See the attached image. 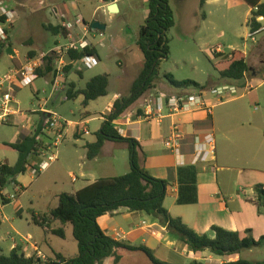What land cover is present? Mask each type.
Segmentation results:
<instances>
[{
    "label": "rangeland",
    "instance_id": "374dc122",
    "mask_svg": "<svg viewBox=\"0 0 264 264\" xmlns=\"http://www.w3.org/2000/svg\"><path fill=\"white\" fill-rule=\"evenodd\" d=\"M78 1H82L83 4L78 6ZM0 3L16 15L14 23L10 25L11 30L9 29L12 32L13 47L9 49L11 47L8 44L9 41L2 47L0 76H5L9 68L14 66L10 59L14 50L18 51L24 61L28 58H40L55 48L57 41L65 45L67 41L63 35H55L46 30L48 22L57 24L55 15L64 13L65 16L73 18L84 16L88 22L94 17L107 27L103 33H92L89 38L98 49L103 62L92 69L75 64L68 79H65V84L77 82L78 86L83 88L94 77L108 74L112 84L110 89L112 96L117 80L124 78L130 82L136 81L139 77L143 68L144 56L137 46V40L140 28L145 25L147 16H149V0H118L120 6L118 14H111L109 8H106V5L99 0H4ZM170 7L175 15V26L168 34L170 55L168 59L162 61L158 68L157 91H161L163 85L170 86L176 91L180 90L171 86L165 76H172L180 82L194 81L204 87H210L222 80L219 75L221 58H229L235 52L243 53L250 63L249 67L252 68L254 74H257V77L251 86L254 90L243 98L242 103L255 125L264 122V31L255 36V40L250 37L251 29L248 25L251 17L250 9L242 0H206L203 8H201L200 0H170ZM204 14H206L205 18ZM262 24L264 25V21ZM112 39H114L113 44ZM100 43H103V46ZM217 49L222 53L215 52ZM81 69L84 72L83 78L78 74V70ZM251 88L246 91L240 88L237 97L240 98L246 92H250ZM196 91L195 88L188 89L190 93ZM180 92L183 91L180 90ZM148 95L146 93L144 99H147ZM82 100L83 98L80 97L77 100L67 101L65 90L55 89L52 77L37 79L31 87L19 90L16 95L18 103H13L11 107L18 110V113L9 118L8 123H0V159L12 166L17 163L19 153L7 144L22 140L26 130L36 133L44 128V120L40 113V108L44 104L47 109L58 113L63 119L80 122L85 117ZM109 100L106 98L94 103L88 110L92 114L91 117L97 116L99 112H105L108 109ZM100 125L101 121L95 120L82 128H87L93 133ZM41 136L49 140L47 131L41 133ZM89 139L90 137L83 138L78 145H85V140ZM74 141L73 137L65 136L64 142L58 148V161L39 178L32 179L30 168L21 177L22 182L27 185L26 192L22 193V191L18 194L17 200L6 204L2 210L0 254L9 255L15 245L21 247V253L23 250L30 253L31 245L35 241L29 234L37 229L33 214L43 215L51 211L58 203L57 194H75V191L85 187V179L79 171L83 147H80L81 152L75 157L74 162L68 160L69 147ZM113 151L119 155H117L119 161H114V165L112 160H108L110 158L107 155L102 157L101 162L93 163L96 166V178H114L128 173L123 163L129 160L130 151L120 146L113 148ZM38 160L34 157L31 164L33 165ZM256 161L253 155L246 153L241 157V161L231 165L236 175L240 170L243 173L241 188L252 194H256L255 188L258 185H264L257 182L258 179L264 178V168ZM74 179H77L76 182H73ZM5 193L11 196L15 194L10 178ZM240 195L243 199L246 198L243 191H240ZM2 200L0 196V203ZM257 208L258 216L264 218V207L258 206ZM123 216V214L116 215L115 221L126 227V220ZM250 219L251 217L247 214L242 217V223L249 225ZM72 227V225H67L64 230L68 235V247L72 244L77 246L72 236ZM157 231L165 234L162 228H158ZM251 236L255 240L261 238V236L255 237L254 234ZM168 237L172 240L176 239L174 235L169 234ZM61 239L53 238V243L56 244L53 245H63ZM43 248L49 253L48 247L44 245ZM143 255L140 254V257ZM143 257L144 264H151L146 256ZM240 258L251 263L264 262V244L261 247L243 251ZM197 260L205 264H224L232 258L223 259L209 252L207 255L198 256ZM127 261L130 260L125 258L126 263ZM190 262L191 259L186 256H178L175 261H171L173 264H189ZM128 264H131V261Z\"/></svg>",
    "mask_w": 264,
    "mask_h": 264
},
{
    "label": "crops",
    "instance_id": "0c3cea01",
    "mask_svg": "<svg viewBox=\"0 0 264 264\" xmlns=\"http://www.w3.org/2000/svg\"><path fill=\"white\" fill-rule=\"evenodd\" d=\"M0 1L4 2V0ZM99 1L101 3H104L106 5V8H108L109 4L111 3H106L104 0ZM82 4V1H78L77 3L78 6ZM117 4L120 9L118 0ZM62 15L65 16L64 13L61 15H55L57 24L48 22L46 26L62 25V23L66 21L62 18ZM66 18L71 21L75 18H82L83 20L88 22V20L84 16H78L75 18L66 16ZM92 21L101 22L100 20L94 19V17H92L89 23H91ZM262 26L264 27L263 24ZM10 30L8 36V44L11 47H9V49L13 47V42L11 40L12 32ZM77 33L78 30L69 32V36L63 38L68 41L72 36L76 37ZM111 42L113 44L114 39H112ZM58 44H60V42L57 41L56 45ZM100 44L103 46V43ZM92 46L95 47V45L93 44ZM16 53H18V51L14 50V55L11 54L10 56V59L14 65L12 66V68H17L20 63H23L25 61H22L19 53V58L15 59ZM98 58L100 59L99 64H101L103 60L99 51ZM83 73L84 72L82 71V74L79 75V77L83 78ZM256 77L257 74H254L252 68H250L249 72L246 74L245 80L240 84H234L232 82H229L228 80L222 79L221 81H218L217 83L212 84L207 88H212L224 83H228L237 85L238 87L243 88L244 91H246L250 88V86H253ZM134 82L135 81L133 80L128 82L124 78L117 80L112 96L110 95V89L112 86L110 82V86H108V94L106 96L91 102L87 108H85V106L83 105L85 108V117H83L82 121L77 122L64 118L66 121L71 122V125L67 128V137L70 136L75 139V141L69 147L70 151L68 152V160L70 162H74L75 157L81 152L80 147H83V154L80 157L81 163L79 171L81 176H83V178L85 179V187L99 180V178H96V166L93 163L101 162L102 157L107 155V157L110 158L108 160H112L113 164L114 161L118 160L117 157L119 156L118 153V156L116 155V152L114 153L113 148L120 146L126 147V149L129 150V146L127 143L107 141L99 156L92 160H89L87 145L96 142L95 134L103 128L105 122L104 115H109L111 113V110H113L116 101L121 98H128L131 96V87L133 86ZM78 85L77 87L80 88ZM253 90L254 89H252L250 92H246L240 98H236L228 104L224 103L214 106L213 110L210 113L200 110L183 115H176L171 117L167 116L161 123H157L155 120L146 118L145 104L148 100L149 95H159L161 93L165 95H174L178 93L181 94L190 92H188V90H182L183 92H180V90L176 91L171 89V87L167 85H163L161 87V91H157V85L155 84V87L153 89L146 92L149 94L147 99H144V96L146 95L145 93L138 101L131 105L128 110L124 111V113L114 123L116 129L120 133V136L131 137V139H134L140 145V161L143 168H145L154 178L169 182L164 207L169 211L171 215L177 218H181L188 226L193 228L197 233H200L201 235L210 234L211 228L214 225L223 227L228 231L245 232L246 230H251V234H254L255 237H262L264 235V218L262 216H258L257 213V195L255 193L252 194V192H247V190L241 188L240 184L242 182L241 177L243 173L240 170L236 175L235 169L231 166L241 161V157L246 153H250L254 158L257 159L256 162L259 163L262 168H264V122L259 125H255L247 114V108L245 107L244 103H242L243 98L246 95L250 94ZM80 97L83 98V103L84 97L79 96L77 99H79ZM106 98L110 99L108 102V109L105 112H99L95 117H91L92 114L88 111L89 109H91V106L94 103ZM206 100L208 101V103H215V100L210 96H208ZM95 120L101 121L100 127L95 132L91 133L89 131L90 133L88 135H84L82 126L86 127V125H89ZM174 124H179L181 130L186 135L185 143L182 147V156H178L177 154L172 153L165 147V141L167 140L169 135H171V130ZM120 130H122L123 132L121 133ZM34 134L35 133H31L29 130H26L24 132L23 138L32 136ZM210 134L214 135L216 155L215 159L208 163L196 164L198 168L197 188L199 203L194 205L181 206L177 202L179 198V169L186 165H192L191 162L194 158L193 154L195 149V139L199 138L200 140L204 141V138ZM86 137H90V139L85 140V145L79 146V142ZM39 139L42 140V143H48L49 141L47 139H43V136H40ZM53 164L49 169L54 166ZM124 165L126 172H129L130 166L128 159L125 161V164L123 163V167ZM22 176L23 175L16 178L14 184L20 186L23 190L22 193H24L27 190V185L22 182ZM32 179L35 178L32 176ZM76 180L77 179H74L73 182H76ZM257 182L264 184V178L258 179ZM236 188L239 191L236 190ZM78 191H75V193ZM240 191L244 192L246 196L245 199L241 197ZM72 195H74V193ZM59 196V194L56 195L58 203ZM57 205L53 209H55ZM51 211L43 215H49ZM119 214L124 215L123 217L124 220H126V227H123V225H120L118 221H115V216ZM247 214L251 217V222L249 225L242 223V217L247 216ZM43 215H36L34 213L33 221L34 216L36 218H39ZM34 224L37 229H35L32 234H29V236H31L32 240H34L35 243L31 245L32 250L30 251V253L27 250H23V253L27 257H36L37 251L43 257H45L46 260H55L56 254L61 255L67 259L76 256L79 251L78 243L76 241L77 246H74L72 244L70 247H68V235L66 233L65 238L61 239L62 243H64L63 245L60 244L54 246L56 244L53 243V238L58 236L54 235L51 231L53 229L65 230L67 225L64 226L58 221H54L50 228L40 227L38 224H36V222H34ZM99 224L109 237L117 241L129 243V245L134 247L145 245L154 251V255L157 259L169 264H173L171 263V261H175L176 257L178 256H186L192 261L194 259H198V256L200 257L209 254V252H205L200 255L195 254L187 245L178 241V239H169V233L167 231L168 229L160 222V220L153 217L152 215H146L139 212H130L128 208H120L112 214L103 215L99 218ZM149 226H152V228H149ZM158 228H162V231L165 234H160L157 231ZM151 231L156 232L157 236H153ZM116 232L122 234L123 237L118 238L116 236ZM44 245L45 247H48L49 253L44 250ZM16 247L21 248L20 246L15 245L13 249H15ZM140 254L143 253L129 252L128 250L122 249L118 252V255L121 257L119 264H128L130 263V261L131 264H144V261L142 259L145 255L140 257ZM240 256L241 255H236L227 258H232L231 261H237ZM125 258H128L130 261H127L126 263ZM224 258L226 257H223V259ZM40 259L42 260V257H40ZM114 261L115 258L111 257L106 259L103 264H114Z\"/></svg>",
    "mask_w": 264,
    "mask_h": 264
},
{
    "label": "trees",
    "instance_id": "16d2710c",
    "mask_svg": "<svg viewBox=\"0 0 264 264\" xmlns=\"http://www.w3.org/2000/svg\"><path fill=\"white\" fill-rule=\"evenodd\" d=\"M106 3L111 0H104ZM263 0H242V2L251 10V17L248 21L251 33L259 32L263 26L257 19L264 17ZM201 8L204 7L206 0H200ZM149 16L145 25L140 28L137 46L144 56L143 68L139 77L131 87V96L121 98L116 101L111 113L105 116L103 128L97 132L96 142L88 144V159L92 160L99 156L105 143L118 142L127 143L130 151V171L119 177L101 178L91 185L80 189L74 195L64 193L59 196V203L49 215L34 216V222L40 227L50 228L54 221H58L64 226L72 225L73 236L78 243L79 251L73 258H65L56 254L55 260L41 261L37 257H27L21 248L16 247L9 255L0 254V264H103L111 257L115 258L114 264H119L121 257L118 252L122 249L129 252H142L152 264H169L157 259L154 251L142 245L134 247L129 243L117 241L109 237L99 224V218L103 215L112 214L120 208H128L130 212H139L146 215H152L160 220L167 227L170 235L176 236V239L187 245L195 254L210 252L219 257H231L241 255L245 250L261 247L264 244V235L255 240L251 230L245 232L228 231L220 226H212L210 234L197 233L188 226L181 218L174 217L164 207L167 195L168 181L154 178L141 165L140 145L131 137H122L116 129L115 121L128 110L131 105L138 101L146 92L153 89L158 79V68L163 60L168 59L170 55L168 34L175 26L174 12L170 7V0H149ZM206 14H204V18ZM90 26V23L87 22ZM46 30L55 35L69 36V31L62 25H49ZM90 31L94 33L91 28ZM103 33V32H101ZM9 34V30H8ZM3 44H0V59L2 56ZM97 56L98 51L91 47L83 51H71L68 55V61L81 60L84 56ZM216 58H218L215 55ZM223 57V56H221ZM224 58V57H223ZM221 58L219 75L221 79L228 80L234 84H240L245 80L249 72L250 65L246 55L243 53H233L229 58ZM51 59H47L44 67L37 71V77H52L54 72L51 66ZM73 66L66 68V79ZM83 69L79 70V75ZM171 86L188 90L191 88L207 89L194 81H177L172 76H165ZM77 83L71 82L65 84L66 98L68 101L76 100L79 96L84 97L83 105L87 108L91 102L98 100L108 94L110 78L108 74H102L94 77L83 88H78ZM43 129H40L32 136H27L21 141L13 144H7L18 152V161L12 165H6L2 173V185L6 187L8 179L12 182L21 175H24L32 166L31 160L39 155L42 148V140L39 139ZM198 168L196 165H186L179 169V198L178 204L181 206L194 205L199 203L197 188ZM258 206L264 207V185H258L255 188ZM0 220V228L2 225ZM59 238H65L64 229H53L51 231ZM189 264H205L194 259ZM223 264V263H222ZM224 264H264L247 262L242 258L237 261H229Z\"/></svg>",
    "mask_w": 264,
    "mask_h": 264
},
{
    "label": "built area",
    "instance_id": "2783aa9c",
    "mask_svg": "<svg viewBox=\"0 0 264 264\" xmlns=\"http://www.w3.org/2000/svg\"><path fill=\"white\" fill-rule=\"evenodd\" d=\"M62 18L66 21L62 23L63 28L69 32L79 30L76 37L69 38L65 45L58 44L55 48L43 54L40 58H28L23 63L15 68L13 67L8 73L0 77V123H8V119L18 113V110H14L12 104L18 103L16 101L17 92L21 89L31 87L32 84L38 79L37 71L44 67V63L47 59H51V66L54 72L53 86L55 89L65 90L64 79L66 76V68L68 66H74L80 64L81 67L86 69H92L99 65L100 59L97 56H84L81 60L68 61V55L71 51H83L92 47V43L89 40L92 36L90 26L82 18H75L74 20H68L66 16L62 15ZM264 17L257 19V22H262ZM15 20V14L13 11L8 10L3 3H0V43L7 44L8 42V30L11 28ZM264 31V27L257 33L250 34V37L255 40V36ZM215 52L222 53L219 49ZM18 53H16L15 59H18ZM251 88V86H250ZM238 90L240 87L234 84L224 83L212 88L199 89L195 93H178L174 95L165 94H151L145 104L146 118L155 120L157 123H161L167 116L183 115L194 111H206L210 113L214 106L218 104L229 103L238 98ZM252 90V88H251ZM210 96L215 100V103H208L206 98ZM40 113L44 117V128L42 134L47 131L49 135L48 143H43L42 148L37 156L38 162H35L31 167V173L34 178H39L44 172H46L50 166L58 160V148L65 140L68 126L71 122L63 119L58 113L47 109L45 104L40 108ZM84 135H88L90 132L86 128H83ZM122 133L123 131L120 130ZM185 133L181 130L179 124H174L171 130V135L165 141V147L174 154L182 156V147L185 143ZM194 158L191 164L196 165L198 163H208L215 159V139L214 135L210 134L204 138V141L199 138L195 139ZM7 165L6 161L0 159V196L3 200L0 203V218L2 216L3 207L17 200L18 194L23 190L17 184L12 182L14 188V195L6 194V187L2 185V173L3 168ZM152 228V226H149ZM153 236H157L156 232L151 231ZM118 238H122L123 235L116 232ZM37 258L42 257L43 262L47 261L37 251Z\"/></svg>",
    "mask_w": 264,
    "mask_h": 264
},
{
    "label": "water",
    "instance_id": "95a60500",
    "mask_svg": "<svg viewBox=\"0 0 264 264\" xmlns=\"http://www.w3.org/2000/svg\"><path fill=\"white\" fill-rule=\"evenodd\" d=\"M108 8L111 14H118L120 12L117 0H111ZM90 28L94 33L104 32L107 29L106 25L99 21H92L90 23Z\"/></svg>",
    "mask_w": 264,
    "mask_h": 264
}]
</instances>
